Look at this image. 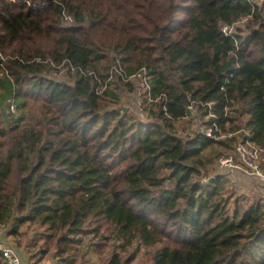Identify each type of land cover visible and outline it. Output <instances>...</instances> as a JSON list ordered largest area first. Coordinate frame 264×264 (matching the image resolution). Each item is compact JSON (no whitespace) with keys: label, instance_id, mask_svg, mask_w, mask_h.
Here are the masks:
<instances>
[{"label":"trees","instance_id":"1","mask_svg":"<svg viewBox=\"0 0 264 264\" xmlns=\"http://www.w3.org/2000/svg\"><path fill=\"white\" fill-rule=\"evenodd\" d=\"M137 74L146 123L117 109ZM245 139L264 149V1L0 0V231L39 230L29 264L88 235L104 264H264L263 203L202 182Z\"/></svg>","mask_w":264,"mask_h":264},{"label":"rangeland","instance_id":"2","mask_svg":"<svg viewBox=\"0 0 264 264\" xmlns=\"http://www.w3.org/2000/svg\"><path fill=\"white\" fill-rule=\"evenodd\" d=\"M251 3H255L258 5H262L264 0H248ZM68 25V24H67ZM58 81H68L67 73L66 70H62L59 74L58 77H54ZM130 84L133 86V93L127 92V90H121L118 92L120 100H121V106L118 107L117 109H120L123 107L121 110V113H129V115L136 117L139 121H143L146 123L147 121L140 118L138 115V104H141V99L140 96L144 94V91L140 89L138 80L136 78L129 80ZM195 129V126H190V131L193 132ZM189 131V130H187ZM228 156H232L234 158V163L232 162L230 165L236 169L238 167V170H233L234 172H229L228 168L224 171L225 168L222 170L219 167V159L212 164V174L211 177L213 180L216 179V177H223L228 181L227 184V193L231 192L232 198L230 199V206H233L232 203L236 199H244L243 204H252L254 202H259L263 203L264 206V187L260 185L256 180L253 178H247L244 176L241 171L243 170V166L240 164L241 158H238L237 155L235 154V151L232 150L231 152L228 153ZM214 167L215 170H214ZM264 169V165H263ZM237 171V172H235ZM240 172V173H239ZM237 179L236 185L233 184L232 180L230 177L234 179ZM26 232V236L22 239V244L20 246L17 245L16 242L10 241V245L12 247L17 248L20 251H24L25 249L29 250V255L26 257V264L31 263L32 261H36L38 259V255H34L36 253L37 249H34L32 247V242L34 240V237L38 235L40 232L39 230H34L33 228H30L28 230H23ZM85 245H89V248L83 249L81 251V256L77 260V264H104L105 261L108 259L109 254L112 252V246L108 242L107 244L100 243L99 242V236L96 238L93 235H88L86 238H84ZM42 242H38V246H40ZM90 244L93 245L95 244L94 247L90 248ZM85 248V247H84ZM153 253V249L149 250H142L139 254V256L136 259V262L134 264H151L150 263V255ZM33 255V256H32ZM47 259L42 261L40 264H53L52 261V256H47ZM33 259V260H32Z\"/></svg>","mask_w":264,"mask_h":264},{"label":"built area","instance_id":"3","mask_svg":"<svg viewBox=\"0 0 264 264\" xmlns=\"http://www.w3.org/2000/svg\"><path fill=\"white\" fill-rule=\"evenodd\" d=\"M69 23H71V19L67 20ZM124 81H129L131 79L136 78L139 83L140 89L144 91V96L149 99V85L147 83V79L144 74H137L136 76L132 77H125L122 76ZM141 104H138V115L141 119L145 117V113L143 110V101L142 97ZM11 111H14V105H11ZM145 119V118H144ZM206 136L208 138H213L212 132L209 130L206 133ZM235 154L238 158H241L240 164L243 166V170L241 173L244 174L248 179L253 178L256 180L260 185L264 187V149H261L255 145H253L249 139H245L244 141H241L237 143L235 146ZM234 161V158L232 156H227L225 158L219 159V167L222 170L223 168H228L229 172H234L233 170H238V167L233 168L230 164ZM234 163V162H233ZM224 169V171L226 170ZM237 172V171H235ZM240 173V172H239ZM233 184L236 185L237 179L234 176V179L230 177ZM11 243L7 239L4 233L0 231V255L3 261V264H25L26 260V254H28V250L25 249L24 251H20L15 247H12L10 245Z\"/></svg>","mask_w":264,"mask_h":264},{"label":"water","instance_id":"4","mask_svg":"<svg viewBox=\"0 0 264 264\" xmlns=\"http://www.w3.org/2000/svg\"><path fill=\"white\" fill-rule=\"evenodd\" d=\"M212 181H213L212 178H208V179H206L205 177L202 178V182H203L204 184H209V183L212 182Z\"/></svg>","mask_w":264,"mask_h":264},{"label":"crops","instance_id":"5","mask_svg":"<svg viewBox=\"0 0 264 264\" xmlns=\"http://www.w3.org/2000/svg\"><path fill=\"white\" fill-rule=\"evenodd\" d=\"M26 264V263H25Z\"/></svg>","mask_w":264,"mask_h":264}]
</instances>
